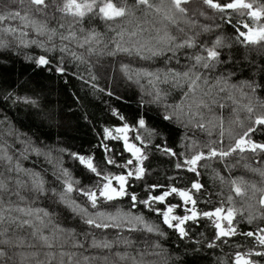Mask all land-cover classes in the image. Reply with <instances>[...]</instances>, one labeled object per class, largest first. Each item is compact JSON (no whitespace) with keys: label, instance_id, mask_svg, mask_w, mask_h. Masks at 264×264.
Returning <instances> with one entry per match:
<instances>
[{"label":"snow or ice","instance_id":"6c2138e0","mask_svg":"<svg viewBox=\"0 0 264 264\" xmlns=\"http://www.w3.org/2000/svg\"><path fill=\"white\" fill-rule=\"evenodd\" d=\"M149 15L152 20L144 19ZM16 19L23 26L0 27V65L9 62L3 57L14 54L41 72L67 78L71 62H78L72 75L79 76L86 89L83 100L76 97L81 101L79 117L89 121L93 141L73 150L63 142L43 143L20 131L17 125L25 126L21 113L24 119L39 120V127L51 128L57 112L39 83L0 74V166L4 169L0 171V258H4L0 264H17V258L19 264L52 260L81 264V259L88 264V256L74 261L77 253L66 252L60 243V233L76 231L54 223L61 214L78 217L89 230H129L114 240L92 235V245H125L124 251L114 254L124 264H204L205 254L216 249L222 253L216 264H264V0H199L194 6L188 0H18V6L5 4L0 11V22ZM133 20L137 23L129 31L124 25ZM178 21L186 27L180 28ZM101 22L109 33L100 31ZM170 24L177 25V35L169 30ZM31 30L37 35L29 36ZM121 53L167 63L150 70L135 68L119 57L118 67L111 75L103 73L101 84L89 57ZM173 61L175 67L170 66ZM79 64L89 70L82 73ZM142 76L149 78L148 89L141 84ZM125 77L147 94L137 99L132 111L116 104L124 100L120 88ZM165 82L170 84L168 90L161 87ZM175 89H180L179 99L171 95ZM105 95L112 99L104 102L103 114L96 117L88 109L97 96L103 100ZM222 99L236 106L227 127L223 116L211 108L214 104L223 108ZM241 111L246 114L243 118ZM177 125L185 129L182 134ZM190 126L207 135L190 137ZM245 150L257 166L247 162L244 166L262 178L260 187L251 184V193L242 176L230 174L237 166L231 162L233 156L243 157ZM31 153L48 162L51 180L42 168L21 162ZM65 154L71 168L64 166ZM161 172L163 182L153 178ZM224 187L229 189L226 199ZM21 189H28L33 200L51 201L49 207H33ZM13 190L19 200L28 202L5 201L4 195L11 196ZM237 196L243 203L237 205ZM17 221V227L29 225L35 238L27 249L12 248L27 239L8 235L7 225ZM209 225L210 233L201 230ZM49 226L51 231L46 232ZM138 229L155 234L154 259L146 260L147 253L132 250V234ZM88 234L83 233L84 242ZM41 253L44 259L38 258Z\"/></svg>","mask_w":264,"mask_h":264},{"label":"trees","instance_id":"16d2710c","mask_svg":"<svg viewBox=\"0 0 264 264\" xmlns=\"http://www.w3.org/2000/svg\"><path fill=\"white\" fill-rule=\"evenodd\" d=\"M190 5H195L196 1L198 0H191ZM132 0H129V3H131ZM5 4H14L18 6V0H0V11L4 9ZM146 20H152V17L149 15L148 17H145ZM204 22H209L208 20H204V18H201ZM8 23H11L12 25L16 27L23 26L19 19L16 20H5L3 22H0V27H5ZM52 24H55V21L51 22ZM137 21L133 20L132 24L125 23V27L129 29V31L132 30V27L134 24H136ZM153 23H157V21H153ZM180 26V28H185L186 25L183 21L177 22ZM100 31L109 33V30L106 29L103 26V23L101 22L98 25ZM141 27L147 28V24H141ZM169 30L172 32L173 35H177V25L170 24ZM29 36H35L37 35L34 30H31L27 33ZM146 35L148 33H145ZM5 35L9 39H14L11 33H5ZM17 35H19L17 33ZM43 38V37H41ZM202 39H207V34L201 35ZM58 42V38H57ZM66 43H73L71 41H65ZM77 48V50H80L77 45H73ZM30 50H35V46H30ZM170 55V54H169ZM119 57H124L125 63L132 64L135 68H149L150 70H154L156 68H163L167 61L157 58L156 60H150V61H142L141 58L135 57V56H127L126 54H119L118 57H112V56H100L98 54H93L89 59L92 60L93 68L95 69L97 76L100 77V83H104V79L102 74L108 73L111 75L113 67L118 65L116 62L118 61ZM5 59H8L9 62L5 65H0V74H3L10 80H15L19 78L20 81H24L26 79L31 78V82L33 85L39 83L43 91L46 93V99L50 102V104L55 108L57 112V120L56 124L49 128L47 126L39 127L40 124L39 120H27L24 119L23 114H20V118L24 120L25 126L17 125L20 128V131L29 133L31 135H34L35 137H39L40 140L43 143L47 144H56L58 141L63 142L64 147L72 148L73 150H78L81 147H87L89 142L93 141V134L92 130L89 127V121H85L79 117V112L81 111L80 108V102L76 99V97H80L81 100H83L85 96V86L82 84L79 80V76H73L72 73L76 72L77 70V64L78 62L73 61L69 65L70 71L67 76V78H62L59 75L55 73H48V72H41L39 71L32 62L24 60L23 56H15L12 55L11 58L3 57ZM183 58V57H182ZM172 67L176 66L175 61L171 63ZM80 71L83 73L87 70L86 64H79ZM148 77L142 76L141 77V84L144 85L145 89H148L150 86L147 83ZM123 87L120 88V93L124 96V100L121 102L119 100L116 101L117 106H120L121 103L123 107L127 108L129 111L134 110L137 107V99L144 95L145 98H147L146 92H142L141 88L135 83V81H127L126 77L122 78ZM161 87L165 90H168L170 87V84L168 82L162 83ZM180 91V89H175L171 92L172 96H176L177 99H179V96L176 94ZM225 93H221V97H223ZM237 98L242 99L239 97V94L237 93ZM112 99L111 97L104 96L103 100L99 99V96L95 98V104L91 106L88 111L93 113L96 117H100L103 113L101 111V107L104 105L105 101H108ZM171 103V99L169 100ZM224 107L220 108L219 104L211 105L212 111L215 112L217 115H222L224 118L225 127L228 126V120L233 115V109L236 107L232 101L230 100H221ZM207 115V110H205ZM11 115V113H9ZM241 117L243 118L246 114L241 111L240 112ZM179 129V132L182 134L185 129L180 127L179 125L176 126ZM187 133L190 137L194 138H203L207 134L201 132L199 129L195 128V126H190L187 130ZM216 134L213 133V136ZM255 138V137H254ZM5 139H8V137H5ZM12 143H14L15 148H19L20 144L18 141L13 140ZM10 151L14 152V149H10ZM245 155L242 157L241 155H234L233 160L231 162L236 163L237 166L233 169H231L230 174L232 176H242L245 181L248 182L247 187L249 188V193H251V184L256 183L257 187H260L262 184V178L259 175V173L253 172L251 168H246L244 165L245 163H251L253 167L257 166V162L255 161V158L251 155L249 150H245ZM18 155V154H17ZM25 167H31L36 168L40 170L41 168L45 170L46 175L49 180H51V173L50 171H47L49 169L48 162L44 159L43 156L37 157L35 153L30 154V158L27 160L21 161ZM222 163V162H221ZM161 164L163 162L161 161ZM64 166L65 167H72V161L71 159L65 154L64 155ZM0 171H4L3 167L0 166ZM75 171V169H73ZM222 171L227 175L229 174L228 169H222ZM160 172V170H158ZM12 175H17L16 173H12ZM26 179V177H24ZM154 179H159L161 182H163V174L162 172L158 175H155L153 177ZM205 178H207L205 176ZM214 191H219V188L214 189ZM225 193V199L229 192V189L227 187H224L223 189ZM21 194L28 197V200L32 201L33 207H49V204L51 201L46 200L44 198L41 199H32V195L29 193L28 189H21ZM50 195V194H49ZM12 200L15 203H21L26 204L28 201H21L18 199L17 194L13 190L12 195L9 196L7 194L4 195V200ZM237 205L243 203V200L240 199L237 196L236 199ZM50 211L52 209H49ZM16 214V213H14ZM23 216V214H20ZM239 215V214H238ZM26 218V217H25ZM19 222L7 225L9 227L10 231L8 235H13L15 233L16 235L26 236L27 239L23 245H13V249H19L23 247L24 249H27L29 247V241L34 240L35 238L31 236L30 233V226L29 225H21L20 227H17L16 225ZM55 224H60L62 228L68 229V228H74L76 231L75 233L69 234L68 232H63L58 235V239L60 243L62 244L64 250L66 252H76L77 256L73 257V260L81 259L83 256L89 257L88 264H113V261L117 262V264H124V262L119 261V258L116 257L114 254L117 251H124L125 245L121 243H113L111 248L101 247L97 245H92V235H95L97 240H102L106 236L108 240H114L115 235H127L129 230H125V232L121 233L120 229L114 228V229H108V230H96L91 229L89 230L86 225L83 224L82 221L79 220L76 216H68L65 214H61L59 217L55 218L54 220ZM241 223H244L243 221ZM205 231L206 233H210L212 228L211 225H209L206 229H201ZM46 232L51 231V226L45 228ZM85 231H88V238L87 242H84V235L83 233ZM155 238V234L147 232L145 229H138L135 230L132 234V240L134 241V244L132 245V250L135 252H145L147 255L145 256L146 260L154 259L155 257L152 255V243L153 239ZM174 239V238H173ZM75 240H81V245H76ZM185 243H188L187 241ZM205 248H207V245H205ZM55 251H59V249H54ZM224 251H228L227 248L224 249ZM11 255V251L9 253ZM222 255L220 249H216L214 253H206L205 254V261L204 264H216V258L218 256ZM104 257H108V260H105ZM39 259H44L43 253H41ZM4 259V258H0ZM29 259L35 261L37 257H29ZM65 261L67 262V257H64ZM17 264H19V259L17 258ZM48 264H58L57 260L49 261ZM81 264H84V262L81 259Z\"/></svg>","mask_w":264,"mask_h":264},{"label":"flooded vegetation","instance_id":"af4514ba","mask_svg":"<svg viewBox=\"0 0 264 264\" xmlns=\"http://www.w3.org/2000/svg\"><path fill=\"white\" fill-rule=\"evenodd\" d=\"M188 2L190 3V2H192L191 0H188ZM196 3H199V0H198V2L196 1Z\"/></svg>","mask_w":264,"mask_h":264}]
</instances>
